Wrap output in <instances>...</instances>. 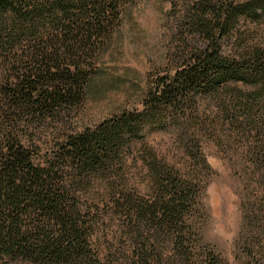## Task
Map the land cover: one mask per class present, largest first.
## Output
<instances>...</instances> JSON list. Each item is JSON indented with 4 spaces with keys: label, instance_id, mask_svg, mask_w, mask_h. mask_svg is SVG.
<instances>
[{
    "label": "trees",
    "instance_id": "16d2710c",
    "mask_svg": "<svg viewBox=\"0 0 264 264\" xmlns=\"http://www.w3.org/2000/svg\"><path fill=\"white\" fill-rule=\"evenodd\" d=\"M130 1L0 0V257L32 264H230L202 233L211 166L197 137L209 118L204 104H225L233 84L254 87L234 96L250 114L264 100V44H248L237 56L221 46L241 19L264 21V0H170L181 36L169 50L171 65L149 76L142 109L96 128L62 131L50 150L34 138L49 117L80 102L94 53ZM180 124L190 164L172 165L144 145L149 182L132 184L122 169L125 150L146 144L150 129ZM253 159L263 164L264 153ZM92 181L100 182L94 196L86 194ZM260 207L264 214V196ZM253 244L250 255L259 253Z\"/></svg>",
    "mask_w": 264,
    "mask_h": 264
},
{
    "label": "rangeland",
    "instance_id": "374dc122",
    "mask_svg": "<svg viewBox=\"0 0 264 264\" xmlns=\"http://www.w3.org/2000/svg\"><path fill=\"white\" fill-rule=\"evenodd\" d=\"M170 0H131L123 8L122 21L94 53L91 72L81 100L64 106L56 118L49 119L34 131L37 143L49 150L65 132L96 128L124 112L142 109L149 88V76L164 72L171 64L169 50L180 39L179 18ZM264 44V21L241 19L238 31L222 40V52L237 56L248 44ZM203 44V42H200ZM225 104L214 100L204 104L208 116L205 132L198 135L211 170L205 178L203 216L200 220L206 242L220 252L230 264H264V214L260 203L264 196V163L255 164L253 156L264 153V100L247 112L235 100V92L248 94L254 87L233 84ZM194 124L189 132L194 133ZM186 125L167 130H151L145 143L134 144L123 153L131 183L145 188L148 172L142 162V148L151 147L159 158L185 168L191 157L183 148L180 135ZM195 137V135H193ZM197 147L192 149L197 153ZM89 183L87 195L100 190ZM256 242V243H255ZM255 243V244H253ZM259 253L250 255L248 249ZM0 264H32L0 257Z\"/></svg>",
    "mask_w": 264,
    "mask_h": 264
}]
</instances>
